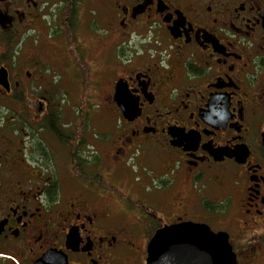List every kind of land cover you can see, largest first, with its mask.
Instances as JSON below:
<instances>
[{
	"label": "flooded vegetation",
	"instance_id": "flooded-vegetation-1",
	"mask_svg": "<svg viewBox=\"0 0 264 264\" xmlns=\"http://www.w3.org/2000/svg\"><path fill=\"white\" fill-rule=\"evenodd\" d=\"M85 1L0 0V264H146L156 231L195 219L264 264V0H94L116 53L94 85ZM70 76L103 101L98 127L58 101Z\"/></svg>",
	"mask_w": 264,
	"mask_h": 264
},
{
	"label": "water",
	"instance_id": "water-1",
	"mask_svg": "<svg viewBox=\"0 0 264 264\" xmlns=\"http://www.w3.org/2000/svg\"><path fill=\"white\" fill-rule=\"evenodd\" d=\"M7 71L0 70V83H7ZM116 100L123 116L132 119L134 111L122 106L128 100L122 82ZM146 264H237V257L226 233H215L208 225L180 222L156 231L147 248Z\"/></svg>",
	"mask_w": 264,
	"mask_h": 264
},
{
	"label": "rangeland",
	"instance_id": "rangeland-1",
	"mask_svg": "<svg viewBox=\"0 0 264 264\" xmlns=\"http://www.w3.org/2000/svg\"><path fill=\"white\" fill-rule=\"evenodd\" d=\"M93 2L94 0H86L85 2H83L80 8V12H81V22L83 21L82 28H81V35L86 38V41L83 44L87 45V47H85L86 59L90 66L89 73L91 74V78H90L91 83L89 84L94 85L98 83L99 81H101L102 79H106V80L112 79L114 68L111 70V67L116 65V53H115V50L114 51L111 50L108 54H102L103 50H105L110 45V42L108 43L106 40L103 43H96L95 41V38L104 39L107 35V32L96 22L97 17L95 15V11H92V9L90 10L91 6L93 5L92 4ZM36 28L38 32L37 34L38 38L36 37L35 39H32V40L33 41L37 40L38 42H40V45L42 46L45 43L46 30H44L42 23H38ZM28 54H30V49H28ZM71 67H74L73 63H71ZM51 69L53 70L56 69L58 73H61V74L66 73V70L63 66L53 65V68ZM72 78H73L72 76L68 77L67 82L69 80L71 82H68V83L66 82V84L61 85L63 92H59L57 94L58 101L63 104L62 98L60 97V95H64L62 94L64 93V91H69L73 93V95L75 96V102L82 105L84 109L86 110V112L89 113L90 115L89 118L91 120L92 126L98 127V125L100 124L102 120V116H100V114H102L105 108L103 105V101L100 98L93 97L92 95H88L82 100V96H81L82 88L75 87V89H73V87L70 85L73 82ZM78 82L82 84L81 81L78 80ZM90 89H93V87H90ZM65 105H67V103ZM119 126L121 127V125ZM55 159L57 163L60 166H62L60 157L56 151H55ZM140 161H142L141 158H140ZM166 180L171 181L169 178H166ZM118 189L120 190L119 192L120 198L122 197V195L131 197L130 195L132 194L128 188V184H126L125 181L120 182L119 187H117V190ZM125 204L128 205L127 202H125ZM132 208H134V206H132ZM139 209L141 210V208ZM194 221L195 223H203V224L209 223L210 226H212L213 228L216 227L215 224H213L212 222L210 223L209 221H206V220L195 219Z\"/></svg>",
	"mask_w": 264,
	"mask_h": 264
},
{
	"label": "trees",
	"instance_id": "trees-1",
	"mask_svg": "<svg viewBox=\"0 0 264 264\" xmlns=\"http://www.w3.org/2000/svg\"><path fill=\"white\" fill-rule=\"evenodd\" d=\"M75 15H76V5H72V7L68 8L66 10V13L64 15V19H67L65 20V25H67V23H71V27L73 26L74 22L73 20L75 21ZM86 67V69L88 70L89 69V66L88 65H84Z\"/></svg>",
	"mask_w": 264,
	"mask_h": 264
}]
</instances>
